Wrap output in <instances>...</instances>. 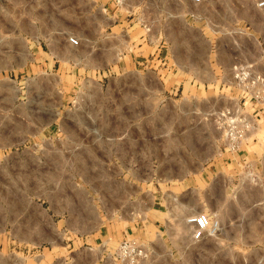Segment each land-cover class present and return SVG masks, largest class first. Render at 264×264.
I'll use <instances>...</instances> for the list:
<instances>
[{
	"label": "rangeland",
	"instance_id": "374dc122",
	"mask_svg": "<svg viewBox=\"0 0 264 264\" xmlns=\"http://www.w3.org/2000/svg\"><path fill=\"white\" fill-rule=\"evenodd\" d=\"M257 1H206L224 33L210 53L164 20L184 0H0V264H125L122 241L139 264H264V123L231 154L210 118L234 97L230 62L264 66L231 33L264 42ZM186 185L181 219L154 224ZM197 212L218 230L193 243Z\"/></svg>",
	"mask_w": 264,
	"mask_h": 264
},
{
	"label": "built area",
	"instance_id": "2783aa9c",
	"mask_svg": "<svg viewBox=\"0 0 264 264\" xmlns=\"http://www.w3.org/2000/svg\"><path fill=\"white\" fill-rule=\"evenodd\" d=\"M113 8L123 6V0H111ZM184 0L182 7L174 12L165 11L164 20L178 19L189 28L198 30L204 39L209 43V52L216 50V39L224 35L219 24L209 21L207 8H210L212 0ZM257 10L264 9V0H259L254 4ZM138 25L143 29L144 42L150 41L152 37L151 22L140 17ZM153 24V23H152ZM204 30H208L212 39L208 40L204 35ZM237 30V32L235 31ZM232 31V34L250 38L257 47L261 49L264 42L258 37H254L249 32L248 26L243 25ZM235 40V39H234ZM164 42V41H163ZM162 42V43H163ZM68 43L76 47V39L69 38ZM237 49H242L232 41ZM261 58L264 53L261 51ZM264 65V62H263ZM227 87L234 97L231 103L216 110L210 116L215 129L220 133L225 150L231 154H237L247 137L257 131L264 123V66L261 68L257 63L249 61L245 57L234 60L228 65ZM184 225L188 229V236L191 242L200 243L210 231L218 230L217 222L207 213H193L185 217ZM118 253L124 259L125 264H139L147 260L149 255L144 248L136 245L133 241H122L118 246Z\"/></svg>",
	"mask_w": 264,
	"mask_h": 264
},
{
	"label": "crops",
	"instance_id": "0c3cea01",
	"mask_svg": "<svg viewBox=\"0 0 264 264\" xmlns=\"http://www.w3.org/2000/svg\"><path fill=\"white\" fill-rule=\"evenodd\" d=\"M175 21H179V23L183 25V22L178 19H173L169 21V25L173 24ZM186 28V27H184ZM188 29V28H187ZM69 44V43H68ZM60 53H57V56L59 58H62L63 55H59ZM53 63V62H52ZM46 64V63H45ZM176 179V178H175ZM183 181H179L178 185H171L172 188H178L180 186V183ZM188 187V185L184 186L181 192H179V196L174 200L168 201L165 199H161L160 202H153L150 211H151V220L154 224H157L158 226H165L168 222V220H180L181 219V213H184V209L181 208V200L184 196V190ZM181 212V213H180ZM183 215V214H182ZM124 217V215H121V218ZM184 219L182 217V222L184 223Z\"/></svg>",
	"mask_w": 264,
	"mask_h": 264
}]
</instances>
